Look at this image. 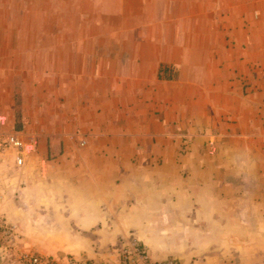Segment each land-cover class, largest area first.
<instances>
[{
	"label": "crops",
	"instance_id": "obj_1",
	"mask_svg": "<svg viewBox=\"0 0 264 264\" xmlns=\"http://www.w3.org/2000/svg\"><path fill=\"white\" fill-rule=\"evenodd\" d=\"M0 115L26 251L264 264V0H0Z\"/></svg>",
	"mask_w": 264,
	"mask_h": 264
},
{
	"label": "built area",
	"instance_id": "obj_2",
	"mask_svg": "<svg viewBox=\"0 0 264 264\" xmlns=\"http://www.w3.org/2000/svg\"><path fill=\"white\" fill-rule=\"evenodd\" d=\"M8 119L4 115H0V168L3 164L5 152L9 150L16 151V164L22 166L24 157L32 154L37 147L36 142H25L15 132H8L6 130ZM120 260L116 264H177L173 259H169L163 263H154L152 261L150 252L147 248L133 243L125 246L120 250ZM31 264H44L43 260L35 257L31 258ZM67 264H111L109 262H91L70 260Z\"/></svg>",
	"mask_w": 264,
	"mask_h": 264
},
{
	"label": "rangeland",
	"instance_id": "obj_3",
	"mask_svg": "<svg viewBox=\"0 0 264 264\" xmlns=\"http://www.w3.org/2000/svg\"><path fill=\"white\" fill-rule=\"evenodd\" d=\"M2 222L0 221V264H31V258L35 257L42 259L44 264H56L38 251H26L23 247L24 232L15 224ZM70 260L75 261L74 258L69 257L66 262L57 264H67Z\"/></svg>",
	"mask_w": 264,
	"mask_h": 264
}]
</instances>
